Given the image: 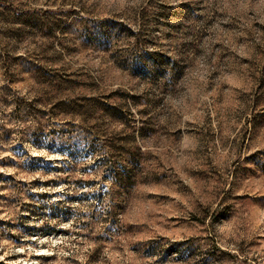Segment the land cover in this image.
Masks as SVG:
<instances>
[{
  "label": "rangeland",
  "instance_id": "374dc122",
  "mask_svg": "<svg viewBox=\"0 0 264 264\" xmlns=\"http://www.w3.org/2000/svg\"><path fill=\"white\" fill-rule=\"evenodd\" d=\"M0 264H264V0H0Z\"/></svg>",
  "mask_w": 264,
  "mask_h": 264
}]
</instances>
